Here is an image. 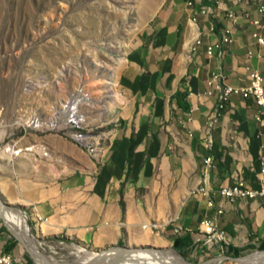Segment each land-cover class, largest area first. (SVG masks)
Masks as SVG:
<instances>
[{
  "label": "rangeland",
  "instance_id": "obj_1",
  "mask_svg": "<svg viewBox=\"0 0 264 264\" xmlns=\"http://www.w3.org/2000/svg\"><path fill=\"white\" fill-rule=\"evenodd\" d=\"M190 1L195 2L0 0V200L27 217L35 239L27 247L34 261L0 218V238L19 264H72L81 258L76 249L99 253L115 247L170 250L180 256L157 231L162 222L179 215L187 186L176 171L162 179L160 173L168 176L163 162L160 171L152 167L148 176L145 168L134 170L123 188L133 191L146 212L144 231L154 232L146 245L95 249L78 228L55 229L54 218L37 220L35 214L65 192L82 203L100 181L106 179L104 184L111 187V163L117 153L127 151V144L132 146L133 137L146 147L143 160L170 156L177 170L184 141L177 132L182 124L173 104L176 96L169 92L179 52L162 45L173 35H187L189 21L199 14L198 4L190 6ZM248 1L264 5V0ZM97 66L114 70L115 104L103 95L101 106L94 107L83 97L84 78ZM120 170L124 178V160ZM263 253L231 257L248 261ZM181 256L191 264L214 258L193 262Z\"/></svg>",
  "mask_w": 264,
  "mask_h": 264
},
{
  "label": "crops",
  "instance_id": "obj_2",
  "mask_svg": "<svg viewBox=\"0 0 264 264\" xmlns=\"http://www.w3.org/2000/svg\"><path fill=\"white\" fill-rule=\"evenodd\" d=\"M222 1L227 9L237 12L236 23L229 21L226 13L220 11L214 20L205 17H200L196 23L190 20L184 38L173 35L169 44L162 45L169 52H179L177 74L169 92V96H176L173 104L179 109L177 115L182 124L177 132L184 141L180 143L177 170L170 156L160 161H149L146 156L143 160L142 153L146 147L138 145L133 137L132 146L127 144V151L117 153L111 163L115 171L111 187L104 184L106 179L100 181L96 190L88 192L82 203L74 201V193L65 192L48 206L41 207V214H35L37 220L44 218L49 221L48 217H51L57 221V224L53 223L55 229L78 228L95 249L120 243L128 247L146 245L154 240V232L148 234L144 231L148 228L144 223L146 212L134 198L133 191L123 192V188L133 172L145 168V176H148L152 167L160 171L159 166L163 162L168 176L160 173L162 179L167 180L171 171H176L180 183L187 186L182 195L186 201L179 215L171 222H162L157 231L163 240L170 241L181 255L193 262L207 257L264 251V197L232 203L220 194L222 188L232 186L239 177L245 179L250 187L260 188L264 121L257 119L260 110L254 100L233 96L212 130V147L206 146L208 118L218 103L219 95L217 91L207 95L212 76L222 70L225 84L236 87L249 84L247 66L258 69L264 76V46L253 38L255 32L264 36V30L252 23L255 19L264 22V14L259 12L260 5L248 0ZM195 3L199 6L201 1L195 0ZM244 12H249L250 19L244 18ZM227 27L234 29L233 42L224 47L222 56L218 52L208 56V46L220 41L222 31ZM200 40L201 45L196 46ZM249 52H252V57H249ZM168 77L162 79L163 85H166ZM209 155L214 161L207 170L204 159ZM129 159H132L130 169ZM123 160L126 164L124 178L120 170ZM182 175L185 180L180 178ZM201 189H205L208 195ZM210 199L214 202L213 207L208 205ZM219 210L222 213H218ZM205 219L214 221L227 233L228 247L204 243L199 225Z\"/></svg>",
  "mask_w": 264,
  "mask_h": 264
},
{
  "label": "built area",
  "instance_id": "obj_3",
  "mask_svg": "<svg viewBox=\"0 0 264 264\" xmlns=\"http://www.w3.org/2000/svg\"><path fill=\"white\" fill-rule=\"evenodd\" d=\"M203 3H208V14L200 15L199 8L198 17L195 16L192 19L193 23H196L200 17L216 18L220 11H224L226 13V17L229 21L233 23L237 22V12L227 9L222 0H203ZM259 12L264 14V5H260ZM243 16L245 19H250L249 12H244ZM252 23L258 28L264 30V22L261 20L255 19L252 20ZM233 34V28H224L220 41L208 46V56H213L216 52H218L219 56H222L224 47L233 42ZM253 38L260 46H264V36L258 32H255L253 34ZM199 45H201V40L198 44H196V46ZM249 57H252V52H249ZM246 71L248 73L249 84L245 87H236L225 84V76L222 70L216 72L208 83L209 90L207 95H212L213 91H217L219 94L218 103L213 109V112L208 118L207 122L206 146L208 148L212 147L213 144L212 130L216 126L227 103L230 102L233 96H241L245 100L250 98L253 99L260 110L257 119L260 122L264 121V76L258 69L252 66H247ZM213 161L214 158L211 155L204 159L207 170L213 166ZM260 175L261 178L259 189L250 187L246 183L245 179L239 177L232 186L222 188L220 194L224 199L232 203L243 199H257L264 197V159ZM200 191L203 194L208 195V192L205 189H201ZM208 205L210 207L214 206L212 199L209 200ZM218 213H222V210H219ZM199 232L202 237H204V243L207 245L217 244L222 248H225L230 244L227 233L224 230L219 229L217 224L212 220H203L199 225ZM18 262V259L15 258L13 253L8 250L7 242L0 238V264H19Z\"/></svg>",
  "mask_w": 264,
  "mask_h": 264
},
{
  "label": "bare ground",
  "instance_id": "obj_4",
  "mask_svg": "<svg viewBox=\"0 0 264 264\" xmlns=\"http://www.w3.org/2000/svg\"><path fill=\"white\" fill-rule=\"evenodd\" d=\"M199 1V0H198ZM200 14H208V3L200 0ZM195 2L190 1V5ZM114 70L105 68H97L91 71L85 78L82 86V94L86 102L92 106H101L100 100L102 96H107L110 104L116 103L117 92L113 88ZM106 105L102 102V106ZM7 203L0 200V218L8 226L11 233L17 237L28 248L35 240L31 237L30 228L27 224V217L18 216L13 212ZM15 210V209H14ZM40 219V218H39ZM82 248V247H81ZM35 249V248H34ZM81 256L78 262L72 264H191L185 262L183 257L176 256L170 250H150L145 249H129L115 247L113 249L104 250L102 252H92L83 249H76ZM42 255V254H41ZM247 264L264 263V253L257 257H251ZM71 264V263H70Z\"/></svg>",
  "mask_w": 264,
  "mask_h": 264
},
{
  "label": "water",
  "instance_id": "obj_5",
  "mask_svg": "<svg viewBox=\"0 0 264 264\" xmlns=\"http://www.w3.org/2000/svg\"><path fill=\"white\" fill-rule=\"evenodd\" d=\"M74 139H77V137H74ZM6 225V224H5ZM7 226V225H6ZM8 227V226H7ZM10 230V229H9ZM17 240H19L17 237H16ZM20 241V240H19ZM21 244H23V246L27 249L28 253L31 255V257L34 259V256L32 255V252L24 245V243L22 241H20ZM147 251H150L151 249H148V248H143ZM178 255L181 256V254L176 250L175 251ZM258 252H261V251H258ZM258 252H255V253H258ZM182 257V256H181ZM223 260H229V261H232V262H236V263H239V264H247L246 261H244L243 258H238V257H231V256H220V257H215L207 262H204L202 264H212L214 262H218V261H223ZM35 261V259H34Z\"/></svg>",
  "mask_w": 264,
  "mask_h": 264
},
{
  "label": "trees",
  "instance_id": "obj_6",
  "mask_svg": "<svg viewBox=\"0 0 264 264\" xmlns=\"http://www.w3.org/2000/svg\"><path fill=\"white\" fill-rule=\"evenodd\" d=\"M131 163H132V159H129L128 160V164H129V169H130V165H131ZM9 251H10V249H8ZM180 253V252H179ZM181 254V253H180Z\"/></svg>",
  "mask_w": 264,
  "mask_h": 264
}]
</instances>
